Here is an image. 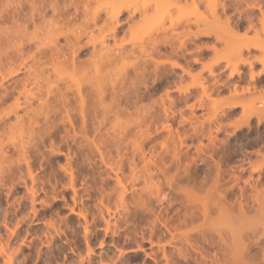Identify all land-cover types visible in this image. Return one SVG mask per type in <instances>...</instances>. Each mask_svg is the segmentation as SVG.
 Masks as SVG:
<instances>
[{"label": "rangeland", "instance_id": "rangeland-1", "mask_svg": "<svg viewBox=\"0 0 264 264\" xmlns=\"http://www.w3.org/2000/svg\"><path fill=\"white\" fill-rule=\"evenodd\" d=\"M31 1L0 0V81L2 75L9 78L15 70L13 76H17L12 84L6 83V89L0 87V264H8L3 249L10 254L15 247H20L14 255L19 260L13 264H89L87 259L80 262L78 256V252L84 257L87 253L83 219L71 211L79 206H85L92 224V264H100L102 255L107 262L115 256L110 238L114 234L109 231L106 235L100 207L103 200L111 211L121 210L118 185L114 172L100 159V151L122 162L117 173L127 187L137 183L141 189L145 178L154 177L142 194L156 212L166 207L169 213H183V217L194 211L196 218L181 228L195 235H199L196 230H208L215 244L203 245L210 259L220 258L217 264H240L238 257L233 261L239 232L243 242L250 243L249 235L261 240L264 249V218L254 210L255 202L251 203L253 193L264 190V119L258 123V117L246 113L242 105L229 107L234 101L256 106L258 91H264V71L263 80H250L252 70H264V0H257L260 8L230 0H75L78 9L69 7L71 18L65 14L56 17L48 7L51 0H35L36 7L48 5L43 17L32 10ZM73 1L60 0V8ZM110 3L139 9L132 19L129 11L124 12V26L115 38L110 36L113 19L104 12L113 8L107 7ZM96 12L101 14L97 24L91 20ZM146 15H151L148 20ZM47 20L56 22L57 30L50 32ZM201 31L211 34L198 36ZM58 32L61 34L56 36ZM75 33L83 34L82 47L89 44L75 59L76 65L67 46ZM54 39L62 49L59 55L50 49ZM102 39L110 49L123 47L125 57L111 50L120 59L113 57L117 61L108 65L111 54H104L105 49L93 51L92 45L101 48ZM182 40L185 46H181ZM41 49L47 55L39 54ZM102 52L111 56L107 58L111 62L105 56V61L100 58ZM94 57L104 62L97 63ZM22 62L29 71L25 72ZM249 62H253L252 70ZM216 162L221 174L218 187L214 186ZM65 168H72V177ZM189 173L193 175L190 180ZM31 185H35L36 200L26 188ZM179 187L189 193L192 189L196 198L210 202L224 195L234 208L231 205L221 211L210 205L204 218L201 203L187 210L190 203ZM131 190L126 193V205L131 212H139ZM158 198H164L162 205ZM237 200L248 202L245 212L239 210ZM147 213L146 218L152 215ZM141 217L130 225L139 230L144 223ZM121 224L124 230L125 223ZM217 230L227 244L213 233ZM49 234L54 242L46 239ZM149 247L145 243L143 249L149 252ZM251 247L252 255L248 254L245 264H264L261 247ZM130 253L129 264H154L144 250ZM193 255L196 260L191 262L200 263L199 253ZM210 259L206 263L214 264Z\"/></svg>", "mask_w": 264, "mask_h": 264}, {"label": "bare ground", "instance_id": "bare-ground-1", "mask_svg": "<svg viewBox=\"0 0 264 264\" xmlns=\"http://www.w3.org/2000/svg\"><path fill=\"white\" fill-rule=\"evenodd\" d=\"M63 1H66V0H63ZM165 1V0H164ZM181 1V0H180ZM193 1H195V0H193ZM217 2V0H211V2ZM251 2V4L255 7V6H259V8H260V3H259V1H257V0H230V2L232 3H240L241 4V2ZM255 1H257V2H255ZM261 1V0H260ZM30 2V1H29ZM59 2H60V0H51V3L49 4V6L46 4L45 5V3H43L40 7H36V5H37V2L35 1V0H33V1H31V5H32V10L34 9L35 11H38L39 12V14H41L43 17H44V10L45 9H47L48 7H50L51 9H52V11H53V13H55V15H56V17H59V16H61V15H63L64 16V14L65 15H68L69 13H68V9H69V7L70 6H74L75 8H76V11H77V9H78V2L77 1H73V2H69V4H67V5H64V7H63V9H61L60 8V5H59ZM208 2H210V0L208 1ZM214 2V3H215ZM262 2H263V0H262ZM161 3V2H160ZM40 4V3H39ZM64 4H65V2H64ZM117 4V3H116ZM112 5V6H111ZM164 5H166L167 6V4H164ZM37 6H39V5H37ZM48 6V7H47ZM107 7H113V3L111 4L110 3V5L109 6H107ZM106 7V8H107ZM167 8V7H166ZM104 9V8H103ZM63 10V11H62ZM105 11L104 12H106V13H109V17H111L112 19H113V27H111V32L110 33H112L110 36H112L113 35V38H115L114 36H116V34L118 33V31H120L121 29H122V27L124 26V23L121 21L122 20V18H123V14H124V12L125 11H129V17L132 19V17H134L135 16V14H136V12L137 11H139V9L137 10V8H133V9H131V8H129V7H126V6H124V5H122V4H120V5H118L117 4V6H115V7H113L112 9L110 8V12H107V9H104ZM46 11V10H45ZM75 11V13H77ZM97 11H99V10H97ZM100 11H103L102 9L100 10ZM112 11V12H111ZM158 11V10H157ZM74 13V12H73ZM46 14V13H45ZM48 14V13H47ZM38 15V14H37ZM74 15V14H73ZM157 14L155 13L154 15H152V16H156ZM39 16V15H38ZM62 16V17H63ZM69 16H70V18H71V15H68V18H69ZM76 16V15H75ZM150 16L151 15H146V16H144V18H146V20H148L149 18H150ZM31 17V16H30ZM43 17H40L41 19L43 18ZM68 18H67V20H68ZM101 18V14L99 13V12H96V13H94V16L91 18V20L94 22V23H96L99 19ZM32 19V18H31ZM45 19V18H44ZM44 19H42V21H44ZM58 19V18H57ZM59 20V19H58ZM101 20V19H100ZM130 20V19H129ZM128 20V21H129ZM48 21V20H47ZM46 21V22H47ZM55 21H57V20H55ZM128 21L126 22V23H128ZM45 22V23H46ZM50 21H48L47 23V25H49L50 27H51V25H52V27H53V29L51 28L50 29V27L49 26H47L46 24V26L48 27V29H49V31L51 32V31H53V30H57V25H56V22H54L53 24H51L52 22H50ZM43 24V23H42ZM97 24V23H96ZM44 25V24H43ZM228 25H230L229 23H228ZM54 26H56V27H54ZM46 27H44L43 29L41 28V31H43L44 29H45ZM56 28V29H55ZM130 28H132V27H130ZM38 29H39V27H38ZM47 29V30H48ZM38 31H40V30H38ZM48 32V31H47ZM84 33V32H83ZM198 33H200L198 36H200V35H206V36H210V32H208V31H201V32H198ZM59 34H61L60 32H58V33H55V35L57 36V35H59ZM83 34H77V33H75V35H73L74 36V38H73V40L72 39H68L67 40V46H68V48H69V46H70V50H71V54H72V56H73V58L72 59H74V61H73V63L76 65V58L78 57V56H80L81 55V52H84L83 50V48H84V45H85V49H86V47L89 45L88 43V45L87 44H84L83 45V47L81 46V36H82ZM195 36L197 37V34H195ZM55 40L56 39H54L52 42H54V44L51 46V51L52 52H54L55 53V55H59V52H60V49H58L57 48V43L55 42ZM107 40L106 39H102L101 40V45H100V49H98V47H96V45H92V46H94V48H93V51H95V49H97V51L96 52H99L101 49L103 50V49H105L106 51H105V53L104 54H106L107 55V52H108V54H111L112 55V58H111V56H110V58H111V61L110 60H108L107 58H109V56L107 57L106 55H104L103 54V52H104V50H103V52H102V54L101 55H103V57L100 55V58H103V60L105 59V57H106V59H107V62L109 61V62H111L110 64L108 63V65H111L112 63H114L115 62V60L116 59H114V60H112L113 59V57L114 58H117L118 56H115L116 55V53H113L112 51H114V52H117V55H119V56H121L122 55V57H125V56H123V55H125L124 53H126L125 52V49L123 48V47H117L115 50H113V47H111L112 49H110V47H107ZM170 44V42H166L165 44ZM44 44V43H43ZM46 44V43H45ZM180 44H181V46H185V41H181L180 42ZM262 46H263V44H262V42L260 43ZM91 45V44H90ZM42 46V45H41ZM109 46V45H108ZM160 46V45H159ZM257 46L259 47V45L257 44ZM247 47V49L248 50H250L249 48H248V46H246ZM41 48V47H40ZM182 48V47H181ZM213 48H214V46H213ZM257 48V47H256ZM49 49V50H50ZM58 49V50H57ZM108 49V50H107ZM43 49H41V50H39V54H44V52H45V55H47V53H46V49H44V50H46V51H42ZM62 50V49H61ZM87 50H90L89 48L87 49ZM99 50V51H98ZM101 50V51H102ZM112 50V51H111ZM260 50H261V48H260ZM101 51H100V53H101ZM110 51H111V53H110ZM90 52V51H89ZM96 52H91V54H93V53H95L96 54ZM51 54V53H50ZM97 54H99V53H97ZM50 56V55H49ZM53 56H54V54H53ZM93 56V55H92ZM97 56V55H96ZM105 56V57H104ZM58 57V56H57ZM99 57V56H98ZM122 57H121V59H122ZM95 58L96 57H94V59L93 60H95ZM109 58V59H110ZM54 59H56V58H54ZM118 59H120L119 57H118ZM102 59H100V61H101ZM102 60V61H103ZM99 61V60H98ZM97 61V58H96V61L95 62H97V63H99ZM102 61L100 62V64H102ZM105 61V60H104ZM103 61V62H104ZM117 61V60H116ZM94 62V63H95ZM27 63V62H26ZM60 63V62H59ZM97 63H96V65H97ZM174 64L176 63V62H173ZM264 63V62H263ZM23 64H25L24 62H22V65ZM99 64V65H100ZM173 64V65H174ZM21 65V66H22ZM96 65H95V67H96ZM105 65V64H104ZM176 65V64H175ZM178 65V64H177ZM249 65H250V68H251V70L253 69V62H249ZM103 66V65H102ZM96 68H98V67H96ZM18 69V68H17ZM19 69H21V68H19ZM23 69L25 70V72L26 71H29V66L28 65H23ZM57 69V68H56ZM23 70V71H24ZM30 70H31V68H30ZM17 71H20V70H17ZM57 71V70H56ZM95 71V73H96V71L97 70H94ZM264 70H262V71H259L258 73H255V72H253V70H252V72H251V75H250V80L251 81H254V82H259V81H261V80H263L262 78H263V76H262V72H263ZM14 72H16V70L14 71ZM14 72H13V74H14ZM24 72V73H25ZM31 72V71H30ZM30 72H28V75L30 74ZM12 74V73H11ZM13 74L12 75H9V78L7 77H4L3 75L1 76L2 77V79H1V81H0V87L1 88H3V89H6V87L8 86L6 83H13L14 81H16V78H17V76L15 77V76H13ZM100 74V73H99ZM233 72L232 73H230V76H233ZM239 75H241V73H238ZM15 75V74H14ZM97 75H98V72H97ZM26 77H27V74L25 75ZM23 77V78H26V77ZM99 76V75H98ZM258 77V78H257ZM22 78V79H23ZM21 79V80H22ZM20 79L18 78V81H19ZM23 81V80H22ZM254 82H253V84H254ZM10 84V85H11ZM256 84H254V87H257V86H255ZM258 88V87H257ZM262 88V87H261ZM264 89V88H263ZM258 90V89H257ZM262 92H264L263 90H262ZM262 92H259L258 91V96H259V94L261 95V93ZM264 93H262V96H260V98L257 96L256 98H257V101H259L258 102V105L256 104V106L255 105H251V104H247L246 106H245V103H241V102H239V101H234V102H232L231 104H230V108H236V107H238V106H240V105H242V106H244L243 107V109L244 110H247V112L246 113H249V114H251V115H256L257 117H258V123H259V121L260 120H262V119H264V95H263ZM260 99V100H259ZM17 100V102L19 101L18 99H16ZM42 103V102H41ZM18 104H19V102H18ZM31 104L32 103H30V105L29 106H31ZM37 106H39V105H37ZM42 105H40L39 106V108L41 107ZM38 108V109H39ZM245 112V111H244ZM17 115L19 114V113H16ZM18 116H20V115H18ZM84 116V115H83ZM66 118H67V116H66ZM69 120V119H68ZM71 122V121H70ZM257 123V124H258ZM261 124V123H260ZM70 125H72L71 123H70ZM258 126H259V124H258ZM261 128V127H260ZM261 130V129H260ZM257 131H258V129H257ZM263 131V130H262ZM259 134V133H258ZM257 134V135H258ZM260 135V134H259ZM264 135V134H263ZM262 135V136H263ZM261 136V135H260ZM257 137H259V136H257ZM259 138H261V137H259ZM259 140H261V139H259ZM262 141V140H261ZM258 142V141H257ZM263 142V141H262ZM260 143V142H259ZM260 146H262V145H260ZM99 150H100V148H98ZM97 149V150H98ZM107 155H108V153H106ZM109 154H110V152H109ZM126 154V153H125ZM106 155V156H107ZM100 156H101V158L100 159H102V161H103V164H105L106 166H108L111 170L110 171H113L114 172V174H115V177H116V179H117V181H116V183L115 184H117L118 186H117V188H116V193L118 194V197H119V207L121 208V210H118L117 212H113V211H111V208L109 207V206H105V205H103V200H101V204H102V207H100V214H101V217H102V219H103V221L105 220V232H106V235L108 236V232L109 231H111V233H112V237H110L111 238V241L113 242V245H115V248H116V250H117V253H115V256H113V257H110V258H108V259H110L108 262L107 261H105L104 260V258H103V255H102V257L101 258H103V260L100 258V264H129V262L130 261H132V260H130V258H131V256H130V252H136L137 250H144V252L147 254V256L149 257V258H151L152 260H153V262H154V264H193L191 261L194 259V255H193V252L195 251L196 253H199V255L201 256V258H202V260L200 261V263H199V261H197L196 263H198V264H207L206 262L211 258V256H210V254L208 253V255H207V253H206V248H205V246L203 245V243L205 244H207L208 243V246H209V244L211 245V243H213V240H212V238L214 237H212V236H210L209 234H207V232H208V230L207 231H205L204 229L202 230H196V232L199 234V235H195V233L193 234V231L192 230H182V225H186V224H188V221L190 220V221H193L196 217L194 216L195 214V212L193 211V208L192 207H194V206H196L197 205V203H201L202 205H203V210L201 211L202 212V214H203V216H204V218H206L208 215H209V211H210V209H211V206L210 205H212V207L214 208H216V209H218V210H229V209H231L229 206H231L230 205V202L229 201H226L227 199H226V197H224V195L223 196H220V197H218V198H216V199H214V201L213 202H210V199H207V198H204V199H201V198H196L192 193H191V190H190V193H191V195H189L190 193L188 192L189 190L187 189H185L184 187H181V188H183V190L182 189H180V187H179V189L182 191L181 193H183L184 192V195L186 194L187 195V199H186V202L189 204V206L187 207V208H189V209H187V210H190V206H192L191 208H192V214L191 213H187V212H185V213H187V214H184V216L183 217H181L182 215H183V213H182V215L180 216V214L181 213H177L176 215H173V214H171V213H169V210H167L166 209V207H165V209H166V211H165V209H164V211H163V209L161 210V211H159V210H157V211H159V212H156V210H155V208L152 206L151 207V205H150V203L148 202V201H146L143 197V195L144 194H142V192H143V189L144 190H146L144 187H145V185L147 184L148 185V182H151V179H153L154 177H152L150 174V177L149 178H145L146 179V182H145V185H144V187L143 188H141V189H138L137 188V183H132L131 184V186H125V185H123L122 184V181L119 179V176H118V173H117V171L118 170H120V166H119V162H121V161H119V160H115L116 158H114L113 157V159L112 158H110L109 156V158L108 157H106L105 156V152L103 153L102 151H100ZM174 156H177V157H179V155H178V153L177 152H175L174 153ZM106 158H108V159H106ZM176 158V157H175ZM177 159V158H176ZM179 159V158H178ZM113 161H118V162H113ZM122 163V162H121ZM218 162H216V166H217V169H218V171H217V173H216V177H215V182H214V186H216V187H218L217 185H218V182H219V179H218V177H219V174H220V164H217ZM131 165H133V164H131ZM130 166V165H129ZM70 167V166H69ZM132 167V166H131ZM188 167V165L186 166V167H184L185 168V171L188 173L191 169L189 168H187ZM135 169V168H134ZM257 169V168H256ZM256 169H254V171L256 170ZM260 169V168H259ZM65 170H67L66 168H65ZM132 170H133V168H132ZM256 171H258V169L256 170ZM67 172L70 174V176L72 177L73 176V171H72V168H70V169H68L67 170ZM107 172V171H106ZM109 172V171H108ZM112 172V173H113ZM67 173V174H68ZM182 171H179L178 172V175H180L179 177H182ZM109 174V173H108ZM110 174H111V172H110ZM191 173H189V175H188V179L190 180V178L193 176L192 174V176L190 175ZM259 174H260V172H259ZM221 175V174H220ZM147 175H145V177H146ZM261 176V175H260ZM148 177V176H147ZM165 177V176H164ZM178 177V178H179ZM193 178V177H192ZM172 179V178H171ZM171 179H169V181L171 180ZM182 179V178H181ZM145 181V180H144ZM258 181V180H257ZM176 182H178V181H175V183ZM260 182V181H259ZM258 182V183H259ZM247 183V182H246ZM104 184V183H103ZM171 185H172V183H171ZM258 184H256V185H251V186H257ZM261 185H259V187H260ZM263 186V185H262ZM150 187H151V185H150ZM258 187V188H259ZM26 188L29 190H27L28 192H29V195L31 196V197H33L32 198V200H36V198H34V197H36L35 196V194H36V190H35V185H31V186H26ZM146 188H148V186L146 187ZM253 188V187H252ZM256 189H257V187H255ZM132 189V190H131ZM179 189H177L176 188V190H178L179 191ZM260 189H263L262 187H260ZM113 190H115V189H113ZM131 190V193H132V196H134L133 197V199H136L135 200V202H134V205L136 206V207H138V208H136L135 206V208L136 209H139V212L140 211H144V209H145V211H144V213L142 212V214L141 213H139L138 212V210H137V212L139 213V215H141L142 217H141V219H142V221H144V223L141 225V228L138 230L137 229V227H133V225L131 226L130 224L132 223H135L136 222V220H138L137 218H138V216H136L137 214V212L134 210L133 212H135V213H133V212H131L132 211V209H131V211H130V209L128 208V207H130V206H128V205H126V204H128L126 201V197H127V195H126V193L128 192V191H130ZM256 191V190H255ZM153 192V191H152ZM180 192V191H179ZM193 192V191H192ZM114 193H115V191H114ZM144 193V192H143ZM152 194H154V193H152ZM254 195V200H252L251 201V203L253 204L254 202H255V204H256V209H254V210H256V212H258V214L261 216V218H264V190H259L258 191V189H257V192H255V193H253ZM253 196H252V198H253ZM250 197V196H249ZM248 198V197H247ZM250 199V198H249ZM164 200V198H162V199H160V198H158V201H160L161 203H160V205H162V201ZM247 200V199H246ZM239 200H237V202H238ZM254 201V202H253ZM74 203H76V207L77 206H79V204L76 202V201H74ZM173 202H171L170 200H168V205L169 206H171V205H173L172 204ZM181 203H183V202H181ZM186 203V204H187ZM246 203V204H245ZM248 202H243V201H239V203H237L239 206H238V208H240L239 210H241V211H243V212H245V210H246V207H245V205H248L247 204ZM251 203H250V205H251ZM122 207H121V206ZM141 205V206H143L144 207V209H142V210H140V207L139 206ZM183 204H181V206H182ZM185 205V204H184ZM234 205V204H233ZM232 205V206H233ZM249 205V206H250ZM248 206V207H249ZM252 206H254V205H252ZM117 207H118V205H117ZM197 207V206H196ZM195 207V208H196ZM255 207V206H254ZM151 208H153V209H151ZM168 208H170V207H168ZM195 208H194V210H195ZM229 208V209H228ZM233 208H234V206H233ZM250 208H252V207H250ZM104 209H105V211H104ZM161 209V208H160ZM186 209V208H185ZM155 210V211H154ZM186 210V211H187ZM71 211L73 212V213H76L78 216H80L82 219H83V221H82V225H83V229H84V233H85V238H86V243H87V249H86V251H87V253H86V257H84L83 255H82V253H79L78 252V256L81 258L80 259V262H84V260H86V261H89V264H92V255H93V253L95 252V249L93 248V245H91V241L90 240H92L91 238H93L94 237V234H92V230H91V227H92V224H91V222H90V220L88 219V216H87V211H86V209H85V206L84 207H80L79 206V208H78V210H76V208L74 207V208H72L71 209ZM149 212V213H147V212ZM104 212L105 213H107L106 214V216L108 215V218L105 216V214H104ZM148 214V215H150V214H152L151 216H148L147 218H146V213ZM242 212V213H243ZM144 215H145V218H144ZM170 215V216H169ZM172 215V216H171ZM36 216V215H35ZM39 216V215H38ZM7 219V218H6ZM5 219V220H6ZM9 219V218H8ZM7 219V220H8ZM140 219V218H139ZM141 219H140V222H141ZM125 223V229L124 230H122V228L124 227L123 225L124 224H121V223H123V222ZM178 222V223H174V222ZM138 222V221H137ZM5 224H6V222H5ZM176 224V225H175ZM205 224V223H204ZM123 227H122V226ZM203 225V224H202ZM201 225V226H202ZM218 231V230H217ZM56 233H58L59 231H55ZM13 233V232H12ZM212 233V232H211ZM213 233H217V235L219 236L218 237V239H220V241L222 240L224 243H226L227 244V242H226V239L224 238V236H223V234H222V232L221 231H218V232H213ZM55 235V234H54ZM58 235V234H57ZM237 235V238H238V241L240 242V244L238 245V246H236V247H234L235 249H234V257H233V261H234V258H236V257H238V259H236L240 264H245L247 261H246V259H247V257H248V254L250 255H252V253H249L250 251H249V248H252L251 246H254V247H256V246H258V248L260 249V247H261V249H262V251H264V249L262 248V246H261V240H259V239H256L255 240V238H253V237H251V236H249V235H247L246 237H248L247 239L249 240V244H247L246 242H243V234L241 233V232H239V233H237L236 234ZM50 236H52V238H49ZM96 236V235H95ZM49 237H47L46 236V239L48 240V241H52V242H54L52 239L54 238L55 239V237H53V235L52 234H49ZM121 237H123L122 238V240L123 241H121V242H119V239L121 240ZM200 238L202 239L201 241H203L202 243L201 242H199L200 241ZM235 238H236V236H235ZM259 238V237H258ZM260 239H263V238H260ZM163 240H165V243H162V241ZM32 241V240H31ZM264 241V240H263ZM262 241V242H263ZM105 242V239L104 240H101L100 241V244H101V246L103 245V243ZM33 243V242H32ZM145 243H149L150 244V247H149V252L147 251V249H143L144 248V245H145ZM30 244H31V242H30ZM213 244H215V243H213ZM212 244V245H213ZM13 245V244H12ZM256 245V246H255ZM18 246V245H17ZM3 247L4 246H1V248L3 249ZM14 247V246H13ZM207 247V246H206ZM214 247V246H213ZM216 247H217V245H216ZM16 249H18V248H20V247H15ZM218 248H220L219 246H218ZM218 248H216V249H218ZM5 249V248H4ZM3 249V252L5 253L4 255H6V256H4L5 257V260H6V262H8V264H13V261H15V260H19L18 258H17V256L15 257L14 255H15V250L16 249H12L13 250V252H9L8 250V252L10 253V254H6V251ZM22 249V248H21ZM221 249V248H220ZM71 250H72V252L73 251H75L74 249H72L71 248ZM77 250V249H76ZM79 250V249H78ZM115 250V251H116ZM219 250V249H218ZM2 251V250H1ZM80 251V250H79ZM216 252V251H215ZM21 254H22V252H21ZM137 254V253H136ZM263 254H264V252H263ZM19 255H20V253H19ZM257 255H260V254H257ZM215 256V255H214ZM253 258H255L256 257V255H255V257H254V255L252 256ZM263 258H264V256H262ZM196 258V257H195ZM249 258V257H248ZM252 258V259H253ZM4 259V258H3ZM132 259V258H131ZM204 259V260H203ZM208 259V260H207ZM134 260V259H133ZM194 260H196V259H194ZM198 260V259H197ZM213 262H212V261ZM248 260H250V259H248ZM24 261H25V259H24ZM203 261V262H202ZM210 261L212 262V263H214V264H217L219 261H220V258H218V257H212V259H210ZM57 262H59V261H57ZM20 263H21V260H20ZM7 264V263H6ZM60 264V263H59ZM136 264H138V263H136ZM143 264V263H142ZM211 264V263H210ZM234 264H236V263H234Z\"/></svg>", "mask_w": 264, "mask_h": 264}]
</instances>
